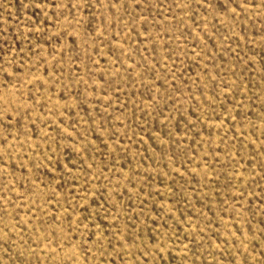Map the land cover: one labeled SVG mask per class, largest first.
<instances>
[{
	"label": "rangeland",
	"instance_id": "obj_1",
	"mask_svg": "<svg viewBox=\"0 0 264 264\" xmlns=\"http://www.w3.org/2000/svg\"><path fill=\"white\" fill-rule=\"evenodd\" d=\"M0 264H264V0H0Z\"/></svg>",
	"mask_w": 264,
	"mask_h": 264
}]
</instances>
